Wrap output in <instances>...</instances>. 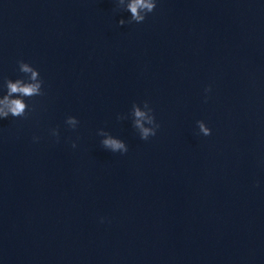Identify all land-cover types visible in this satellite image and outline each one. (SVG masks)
<instances>
[{"label":"water","instance_id":"1","mask_svg":"<svg viewBox=\"0 0 264 264\" xmlns=\"http://www.w3.org/2000/svg\"><path fill=\"white\" fill-rule=\"evenodd\" d=\"M129 19L115 0H0V99L27 82L18 61L44 93L0 119V264H264V0Z\"/></svg>","mask_w":264,"mask_h":264},{"label":"clouds","instance_id":"2","mask_svg":"<svg viewBox=\"0 0 264 264\" xmlns=\"http://www.w3.org/2000/svg\"><path fill=\"white\" fill-rule=\"evenodd\" d=\"M115 3L117 8L131 13V19L127 21L129 24L133 22L142 23L146 16L152 13L156 8V0H130L125 8L120 7L124 4V0H115ZM125 23L126 21L124 19L118 21L119 26H123ZM17 63L21 73L30 75L27 76V82L23 79H17L15 82L10 80L4 81L7 94L4 95L3 99H0V119H6L9 116L13 118H25L26 112L30 111L28 105L24 102V99H12L11 97L14 95L23 98L44 95L42 91L43 81L40 78L38 71L23 61H18ZM208 91H210V88L205 89V92ZM130 116L132 119V127L138 132L139 138L142 141H147L150 137L156 135L160 126L156 123L153 109L149 106L147 101L143 102L142 108L133 103ZM125 118L126 117L123 116H117L118 120ZM65 123L70 129L75 130L79 121L75 117L69 116L65 120ZM196 125L200 135L204 137L211 135V129L208 128L203 121H197ZM51 134L58 138V131L56 129H53ZM97 135L105 137L101 141V145L105 150H108L111 153H120L121 155L127 153L128 148L120 139L113 138L107 132L102 130H99ZM35 139L36 138H34V140ZM72 147L75 148L76 144L73 143Z\"/></svg>","mask_w":264,"mask_h":264}]
</instances>
